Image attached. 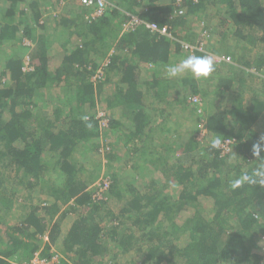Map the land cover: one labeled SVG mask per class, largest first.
<instances>
[{
  "label": "trees",
  "instance_id": "1",
  "mask_svg": "<svg viewBox=\"0 0 264 264\" xmlns=\"http://www.w3.org/2000/svg\"><path fill=\"white\" fill-rule=\"evenodd\" d=\"M174 1L110 0L88 18L78 0H0V264L36 253L58 264H264V187H230L264 137V0H183L172 16ZM128 14L174 38L123 30ZM204 32L218 37L206 51L235 64L170 78L167 66L190 54L182 41ZM208 92L218 105L201 132L181 119L201 114L192 99ZM214 137L233 138L238 158L211 148ZM102 141L115 145L106 163ZM102 170L109 184L94 198Z\"/></svg>",
  "mask_w": 264,
  "mask_h": 264
},
{
  "label": "built area",
  "instance_id": "2",
  "mask_svg": "<svg viewBox=\"0 0 264 264\" xmlns=\"http://www.w3.org/2000/svg\"><path fill=\"white\" fill-rule=\"evenodd\" d=\"M78 1L81 5L90 9L89 14L87 15L88 18L89 17L91 18L100 17L104 15L105 13H107L110 6H112V3L110 2V0H78ZM192 1L197 2L199 0H192ZM182 2L183 0L174 1L175 9H174V12L172 13V16L182 15L185 13V9L181 7ZM141 24H144L151 31H156L162 35L168 36L170 38H174L172 30L169 26L167 25L162 26L157 22L144 20L139 15L128 14V18H126V20L122 23V28L123 30L130 31V30L136 29ZM203 36H204L203 40L209 37L208 33L206 34V32H204ZM203 40L202 41L199 40L195 42L182 41V46L185 50H187V52L190 53L189 55L195 54L196 50H200L205 53L214 54L217 59V65H222L224 63L232 62V58L229 54H225V53L215 54L211 51H206L207 47L206 45H204L206 43ZM24 44L31 45L32 42L29 39H25ZM32 68L33 67L30 63V59L28 55L27 56L25 55L24 69L29 71V70H32ZM103 75H104L103 70L98 69L96 73L94 74V76L92 77V80L94 81L97 79H101L103 78ZM192 101L197 105L199 112L203 113L202 112L204 108L203 98L197 95L192 99ZM95 117L98 120L101 128L108 126L109 120L104 110H99ZM221 140H222V144L220 147L221 156L230 154L234 148L235 140L233 138H224ZM100 150L102 151L103 162H106L107 160L106 156L110 150L109 144L104 143V141H102V147ZM108 184H109V179L107 175L101 176L92 186L93 197L102 198L104 195L103 192L105 191ZM262 237L264 239V235ZM58 263H59V255H54L53 258L45 259V258H41L38 255V253H36L35 256L31 259V261L28 264H58Z\"/></svg>",
  "mask_w": 264,
  "mask_h": 264
},
{
  "label": "clouds",
  "instance_id": "3",
  "mask_svg": "<svg viewBox=\"0 0 264 264\" xmlns=\"http://www.w3.org/2000/svg\"><path fill=\"white\" fill-rule=\"evenodd\" d=\"M217 67V59L214 54H192L183 58L178 63L169 64L166 72L170 78L178 77L187 72L195 80H207L217 72ZM83 119L87 121L89 118L84 116ZM88 127H91V124ZM221 144L222 140L220 137H214L210 141V146L213 149H219ZM262 151H264V137H261L252 145V154L256 158L254 168L250 171H241L230 182V187L233 190L239 189L242 186L264 187V156H261ZM237 158L238 155L235 152L232 153L230 159L236 160Z\"/></svg>",
  "mask_w": 264,
  "mask_h": 264
},
{
  "label": "rangeland",
  "instance_id": "4",
  "mask_svg": "<svg viewBox=\"0 0 264 264\" xmlns=\"http://www.w3.org/2000/svg\"><path fill=\"white\" fill-rule=\"evenodd\" d=\"M138 9H140V7H137ZM206 20V19H205ZM207 21V20H206ZM208 22V21H207ZM208 24H209V22H208ZM206 37H208V36H206ZM205 37V38H206ZM215 39V40H214ZM217 39H218V37L216 36V35H214L213 34V36L212 37H210V35H209V37L208 38H206L205 40H203L206 44H207V46L208 45H211L212 43H213V41H217ZM217 43V42H216ZM206 44H204V45H206ZM25 50H23V58L25 57V55H26V52H24ZM231 56V58H232V61L235 59L232 55H230ZM263 80H260V79H256L255 81H253V83H251V85H253V84H255V85H258V84H262L263 82H262ZM213 89H208L207 91H212ZM213 94L210 92H208V97L206 98V100L209 102V104H208V106H206V100L204 99V103H205V109H204V111L205 112H203V113H201V114H199V113H197V111H195L194 112V110L192 109V111H190V113H188L187 114V117H184V118H182L181 119V121L182 122H184V123H190V122H192V124L195 126V125H197V127H198V129L201 131L202 129L204 130V116L207 114V113H211L213 110H214V108H215V105H211V103H210V101H214V100H216V99H214L213 98V96H212ZM245 97H246V99H248L249 100V95L248 96H246L245 95ZM247 100V101H248ZM217 102V101H216ZM217 104H218V102H217ZM194 107V106H193ZM184 119V120H183ZM261 130L264 132V124L261 126ZM202 132V131H201ZM204 133H199V138L200 139H204ZM202 141V140H201ZM104 143H107V144H109L110 146H112V149L114 150L115 149V145L114 144H112L111 145V143H108V141H104ZM236 153V150H235V146H234V148H233V150H232V152L230 153V156L232 155V153ZM121 162H123V160H121ZM103 163H106V162H103ZM124 164H126V161H125V163ZM128 164H130V163H128ZM127 165V164H126ZM129 168H130V166L129 165H127L124 169H121V172H123L124 174H126V175H129L130 173L128 172V170H129ZM7 174H9V173H7ZM101 175H104V171L102 170V172H101ZM92 191H93V189H92ZM100 191V190H99ZM27 192V191H26ZM21 194L22 195H26L25 194V192L24 191H22L21 192ZM96 194V193H95ZM184 217H185V215H182V216H180V217H178V221L179 222H182L183 220H184ZM59 249H60V245H59V247L57 248V246H55L54 247V251L55 252H60L61 253V250L59 251ZM138 257V256H137ZM15 257H12V259H11V261H13V263L14 264H17L18 263V261H15ZM140 260V259H139Z\"/></svg>",
  "mask_w": 264,
  "mask_h": 264
},
{
  "label": "crops",
  "instance_id": "5",
  "mask_svg": "<svg viewBox=\"0 0 264 264\" xmlns=\"http://www.w3.org/2000/svg\"><path fill=\"white\" fill-rule=\"evenodd\" d=\"M75 2H76V0H75ZM75 2H72V3L70 4V6H71L72 8L74 7V3H75ZM77 3H78V2H77ZM78 6H79V3H78ZM78 6H77V7H78ZM72 8L68 7V8H66V9H63V11L66 12V13H69V10L72 9ZM75 9H77V8H75ZM1 19H2V18H0V23H1ZM214 40H215V39H214ZM213 42H215V41H213ZM217 43H218V42H217ZM236 62H237V61H236ZM237 63H238V62H237ZM234 64H235V60H234ZM255 70H256V74H264V67H262L261 69H256V68H255ZM252 72H253V71H252ZM261 79H262V78H261ZM255 80H256V79H255ZM255 80H254V81H255ZM212 96H213V95H212ZM213 98H214V96H213ZM210 103H211V105H215V108H217V105H218V104H217L216 100H214V101H210ZM208 104H209V103H208ZM215 108H214V109H215ZM211 113H212V112H211ZM44 238H45V240H46V238H48V237L45 236ZM53 249H54V247H53Z\"/></svg>",
  "mask_w": 264,
  "mask_h": 264
}]
</instances>
